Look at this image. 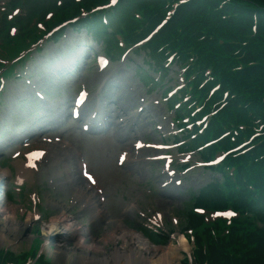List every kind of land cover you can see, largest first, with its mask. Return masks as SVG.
<instances>
[{"label":"rangeland","instance_id":"rangeland-1","mask_svg":"<svg viewBox=\"0 0 264 264\" xmlns=\"http://www.w3.org/2000/svg\"><path fill=\"white\" fill-rule=\"evenodd\" d=\"M13 3H15V6L19 9L18 13L13 16L19 15L10 21H6V25L9 26L8 29L12 26L15 27L11 30L14 32L13 36L15 38L1 39L0 58H2V60L12 59L13 56L30 43L28 38H31V36L36 34L38 27H41L45 20L41 19L44 11L39 12L38 10H45L50 6H53L56 3V0H0V26L5 24L4 18L6 15L13 13ZM64 8L76 9V5L67 3L64 5ZM28 19L30 25H35L29 29H25ZM53 19H55V16H53ZM201 20L203 21L204 18ZM193 26H198V24ZM26 31L29 33L27 32L28 34H25ZM125 32H127L126 35L129 37L130 33L127 29H125ZM39 33L41 34L42 31ZM233 34L234 32L229 30L228 35L231 36ZM218 35H221V32H218ZM48 37L43 39L41 48L38 51L39 53L31 52L29 54L30 60L28 61L27 59L23 64L24 66L21 68H25L28 63L32 64L35 63V61L44 60L42 65L46 71H40V69H37L36 71L35 69L36 72L33 74L34 77L38 78L44 73L51 71L50 64L57 68L58 66H65V70L62 71L61 74H49L53 77L52 79L48 78L51 82H49L47 89H45L49 97V102H53L54 100L58 101L56 96L54 98L55 89H60L59 91L62 93V95L60 93L61 97L70 98L75 85H85L88 91L93 93L91 102L100 98L98 95V92L100 91L98 90L102 88V85L100 84L101 72L98 71L93 57L90 56L92 53L94 55L101 53L102 48L100 44L97 41L95 42L94 40H91L89 36L85 34V31L78 32L77 34L66 32V35L56 44H50V42L54 40L50 39L48 41ZM110 41L111 40L106 44L107 49L114 45ZM52 45L57 48L55 47L53 49L51 56L53 57V60H48L47 55L44 57L43 55L47 46L52 47ZM58 47L61 48V51ZM122 52L123 50H121L120 53L114 52V57L117 60L110 62V66L120 67L121 72L115 82H112L114 80V78H112L108 84H105L104 88L112 91L113 95L117 92L116 95H121L128 100H134L135 95L143 94L148 101H155L156 104L152 106L151 110H153V113H157L160 122L165 124L164 129L161 132H158V129L155 130V128L160 125H155L153 128L154 131L151 132L152 127L149 125L150 121H148L151 117L147 118L146 116H142V118L138 119V125L142 126L143 132L147 134L145 138L146 143L151 144V146L158 145L163 142L164 137H168L174 127L173 112L169 109V102H171L173 98L170 97L169 99H165L164 97L167 91L175 89L176 85L179 83L176 75L178 68L172 64L170 67L168 65L165 66L168 70L161 72L155 71L154 67L157 66L156 57H159V54L154 56L151 54L150 48H141L137 53H131L130 55L129 53H125L121 56ZM70 55H73L78 59V61L74 60L76 63L73 66H67V63L74 62L70 60ZM86 60L89 62L87 65H84ZM136 66H139L141 69H137ZM21 68L15 67L14 72H18ZM143 69H147V73H145ZM82 71L83 76L80 81H72L74 76L81 75ZM145 74L151 77L153 75L157 78L154 79V82L149 84L150 81L148 82V79L147 81L142 80L143 77L146 76ZM18 83L19 82H16L15 79L6 81L2 95L3 99L1 98L3 104L7 103L6 97L8 96L9 89H13L12 85H17ZM52 83L57 85L53 86ZM39 84L41 85L42 82L40 81ZM50 84H52L53 87ZM41 88L43 89L44 87L41 86ZM30 98L32 97L26 96V99ZM21 105L22 101H20L16 105V108L12 110L15 116L19 115L18 109H21ZM11 112L9 114H11ZM10 124L11 123H7V129L12 128V125ZM152 137H154L155 140H153ZM172 137L173 136L171 135L168 140L171 141ZM174 137L179 138L180 135ZM116 142L115 138L105 140L104 137H96L94 135H91V138H85L84 140L88 161L90 162V165L97 170L103 180L106 176L116 170L114 167L115 153L118 146ZM132 143L133 139L130 140V144ZM36 148V146L33 148L27 147L25 153L33 151V149ZM142 152H144V149L138 153L137 157L143 156ZM165 152L166 155L171 156V159H174V162L170 165L166 161H158L154 159L151 160L150 163L138 161L135 166H133V164L128 165V168L125 170L126 174L122 177V180H120L121 177H119V180L116 183L101 182L96 184L99 190L100 188L105 190L99 194L101 198L106 200V197L108 199L114 197L116 198V201L109 202L108 205L106 202L99 204L98 209L101 215H99L98 218L95 217L96 221L93 225L91 222L94 219V217H92L94 209L91 210L88 207L85 209L81 208V200H83V198H77L74 190L72 188L68 189L70 185L66 186L64 184L67 177L62 176L63 174H66V166L77 165V160L68 163L65 161L63 163L62 160L54 157L50 153H46L44 157L37 155V157L40 158L37 161L39 171L33 172L35 184L30 185L29 181H26V187H22L23 191L19 195L15 193L12 195L11 190L4 192L5 185L9 182V176L0 184V234L3 236L0 238V250L7 251L10 255H13L17 261H20L22 257L36 254L39 250V262H41V264H76V255L87 250L86 245L89 242V237H102L107 230L114 229L116 227L115 223H117L115 220H119L123 227L126 226L142 233L143 237L151 242L152 247L150 248L152 251L150 254L155 251L154 249H156L155 253H158L169 245L177 246L178 235L183 232L188 243L187 252L191 255L192 244L188 238L189 231L186 230V227L188 226L186 221L187 213L191 209L194 200L197 201L200 189L207 184L212 185V179L218 176L215 171H209L205 168V166L199 161L198 155H195V153H177V148L172 145H169ZM22 154L23 153H21L20 156H22ZM146 154H148L147 156L149 157H155V152L153 153L152 151H149L148 153L146 152ZM57 161L60 164H56ZM0 166L2 168H9L10 161L7 159L1 160ZM51 169H53V175L56 177L57 183H55V187L57 192L52 191L54 190V184L50 183L51 176L49 173ZM174 169H176L178 174L176 176H169L168 173ZM39 172L44 173L43 176L45 177V182L36 175V173ZM157 174H160V177L167 175L166 180H169L170 184L165 190H163L166 192H162L159 188V184L156 181ZM128 177L131 179L126 180ZM176 179L180 185L176 188H172ZM41 182H43L42 185H40ZM15 186L19 187L18 185ZM96 191L97 189H95V185L93 186V189L88 190L90 194ZM213 191L215 194V183ZM30 193H33L31 196L36 201L37 207L40 208L42 219L50 216L55 217L67 214L71 215L75 221L86 227L89 235L83 238V246L81 242L80 249L77 248L78 251H72V248L75 247L77 241L76 238L71 239L67 236L62 238L61 236H56L52 233L46 234L43 230V226L40 224V220L36 222L29 221L27 223L25 221V216H22L19 213V209H17V215L14 220L11 219L8 222L5 220L4 216L7 214L2 215L1 212H4L3 210H5L6 203L7 201H10L11 198L20 202L23 196L26 198V201L22 206L23 209L25 211L29 209L33 212L38 211L36 207L35 209L33 208L29 200ZM35 193L37 195H35ZM165 193H170L173 197L170 198ZM122 196H124L123 199L121 198ZM203 203H205L204 206L213 207L215 201L205 200ZM128 204L130 207L125 208V205ZM131 206H134V208H131ZM213 210L215 211V209ZM213 210H207L204 213V219H199V236L202 239L205 237V230L207 227L213 223ZM62 211L65 213H61ZM154 212L161 216V225L158 226V231L162 233V235L155 232L152 224L148 222L153 218L154 215L151 214ZM7 213L9 212L7 211ZM43 214L46 217H44ZM142 214L147 216L143 217ZM235 219L244 221L249 226L248 229L251 231L264 228L263 221L261 223L257 216L252 217L246 216V214H239ZM169 236L170 238L167 240L166 238ZM108 241L109 240H105L106 244L102 248V253L104 254L110 252L114 246L120 247L125 244L122 239L115 240V242L112 240ZM59 245H67L69 249L68 253H66L68 255L67 257H60V251L57 250ZM233 246L236 248H248L253 245H248L245 239L242 246L238 244ZM244 250L247 252V249ZM211 252L212 249L209 247L207 250L208 255H211ZM185 263L184 255H181L180 264Z\"/></svg>","mask_w":264,"mask_h":264},{"label":"trees","instance_id":"trees-1","mask_svg":"<svg viewBox=\"0 0 264 264\" xmlns=\"http://www.w3.org/2000/svg\"><path fill=\"white\" fill-rule=\"evenodd\" d=\"M192 1L199 3L196 7L198 10L200 6L214 0H204L202 3L201 0ZM193 3L179 8L175 20L182 17L185 12L193 10V5H196ZM254 5L261 9L258 10L259 20H257L259 30L253 34L249 19L244 21L241 19L236 24L231 20L222 21L220 25L224 23L228 33L229 30L236 32L233 26L240 28L242 32L239 37L234 34L228 42L219 43V38L215 36V62L209 61L207 64H213L209 79L215 80L217 87L215 90L216 134L229 133L227 138L220 141L221 145L228 148L230 144L233 146L252 139L250 146L245 147L236 158L242 171L231 163L232 172L227 176L230 183L239 186L236 193L243 196L246 205L226 201L218 195L215 185V207L231 204L237 212L245 214L253 212L264 220V39L261 37V33L264 32V0H215V10L222 7L223 12L230 10L234 12L235 8L255 7ZM171 23L168 25L170 26ZM245 33L251 38L242 37ZM237 58L238 61L235 63ZM223 228V222H215V233H222ZM229 232L243 243L246 239V243L253 246L249 247L246 256L241 255L239 261H234L232 253H216L215 264H264V229L257 233L255 231L246 234H243L245 231L241 232V229H230ZM221 250L217 249V252Z\"/></svg>","mask_w":264,"mask_h":264},{"label":"bare ground","instance_id":"bare-ground-1","mask_svg":"<svg viewBox=\"0 0 264 264\" xmlns=\"http://www.w3.org/2000/svg\"><path fill=\"white\" fill-rule=\"evenodd\" d=\"M133 103L134 100H128L121 95L116 96V100L110 103V111L115 113V118H120V123L128 124L133 116L127 115L126 111L127 109L132 108ZM140 113L147 116L150 112H147V110L144 111V108H142V110L139 113L137 112L136 115ZM115 128H117V130L121 128L119 122H116ZM136 134H140L139 130L133 131V133H129V136ZM64 146L65 145L61 146L58 143L53 142L49 144L48 150L53 153V156L61 158L65 155L66 152L70 151ZM62 151H64V154H61ZM70 153V155L66 154L68 157L67 159H71L74 157V153L72 151H70ZM17 164L18 178L22 179L24 177L21 171L22 165L19 166V163ZM77 171L78 169L70 170V173L75 174V176H73L74 179H71L69 183L73 186L76 185L75 189L78 190V194H82L86 190V188L84 187H88L87 182L90 179H88L89 176L86 175L85 182H87L80 184L79 178L76 175ZM8 174L9 170L0 168V182L2 177ZM85 199L89 203L90 207L93 208L96 206V202H98L99 200L97 197L94 199V196L92 194L87 195ZM7 208L11 210L9 215L4 216L5 220L8 222L11 219L14 220V218L16 217L17 207L10 204L5 209ZM98 215L99 211L97 208H95V216ZM31 217H33V214L28 213L27 218ZM45 224L46 225L44 226V230L46 234L52 233L56 236H61L62 238L65 236L76 238L77 241L75 243V247L72 248L73 252H76L78 251V249H80L83 238L89 235L87 229L80 225L77 221L73 220V217L71 216L55 217L50 219ZM115 224L116 227L114 229L112 228V230H107L102 235V237H89V242L86 245L87 250L82 251L81 254L76 255V264H180L181 256L174 246H168L158 253H155L156 249H154L155 251L150 254L152 251L150 247H152V245L145 237H143L142 233L130 229L126 226L123 227L120 221H117V223ZM1 237H3L2 234H0V238ZM118 239H122L123 243L125 244L121 245L120 247L114 246V248L106 254L102 253V248L106 244L105 240H112L113 242H115V240L117 241ZM179 241L180 245L186 246L183 236H180ZM57 250L60 251V257L68 256L66 254L69 251L67 245H59Z\"/></svg>","mask_w":264,"mask_h":264},{"label":"snow or ice","instance_id":"snow-or-ice-1","mask_svg":"<svg viewBox=\"0 0 264 264\" xmlns=\"http://www.w3.org/2000/svg\"><path fill=\"white\" fill-rule=\"evenodd\" d=\"M116 2V0H113V3H115ZM87 175V174H86ZM88 179H92L91 177H88ZM227 215H234V213H227Z\"/></svg>","mask_w":264,"mask_h":264}]
</instances>
